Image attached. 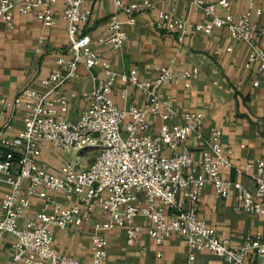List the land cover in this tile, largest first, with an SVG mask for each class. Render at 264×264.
I'll list each match as a JSON object with an SVG mask.
<instances>
[{
  "label": "built area",
  "instance_id": "built-area-1",
  "mask_svg": "<svg viewBox=\"0 0 264 264\" xmlns=\"http://www.w3.org/2000/svg\"><path fill=\"white\" fill-rule=\"evenodd\" d=\"M62 1L67 43L49 73L48 89L39 91L26 86L6 102L21 120V127L13 136L4 134L6 119L0 115V177L9 185L0 198V238L7 233L13 235V262L82 264L58 250L50 228L65 230L85 223L92 225L90 264H104L108 246L105 232L122 228L127 244H132L141 231L136 221L141 218L148 235L158 244L178 235L190 248L222 257L228 264H257L254 257L264 258V239L259 234L247 236L231 247L227 236L218 235L197 214L203 189L211 185L219 198H226L234 189L243 211L264 216L263 160L234 167L228 158L230 151L223 147L221 130L210 128L205 137L202 114L177 111L162 90L179 77L189 79L197 68L176 74L171 65L159 66L151 80L139 79L136 69L119 73L91 46V38L85 31L91 11L83 7L84 0ZM111 1L114 11L104 37L98 42L119 50L127 39L119 13L130 15L128 22H131L134 15L154 9L155 3ZM233 1L188 0L203 13L204 21L188 22L172 10H159L155 27L176 32L180 37L189 32L210 35L223 28L229 40H241L249 46L244 67L256 63L258 72L264 75V46L256 45L257 39L264 38V21L258 23L252 18L253 12L256 16L261 14V8L255 5L256 0H249L248 9L237 16L217 13L218 8L228 11ZM57 2L0 0V19L12 29L16 13L33 14L44 27H51L56 23ZM80 65L87 69L99 67L105 78L84 93L86 106L79 118L71 121L66 117L68 97L63 85L77 75ZM116 79L140 90L144 102L127 109L116 105L110 97ZM184 85L189 87L188 82ZM152 120L160 121L157 133L151 132ZM190 138L199 144L197 155L186 147ZM44 147L66 155L88 148H96L98 153L90 164H84L78 157L75 161H60L54 172L39 164ZM222 167H234L239 173L253 169L250 177L254 191L239 181L222 178ZM178 192L191 203L189 209L179 208ZM54 193L61 194L65 201L55 200L51 195ZM32 198L44 200L45 211L37 212L25 226H20L18 221ZM166 209L172 210L169 218ZM96 210L104 220L92 219Z\"/></svg>",
  "mask_w": 264,
  "mask_h": 264
},
{
  "label": "crops",
  "instance_id": "crops-1",
  "mask_svg": "<svg viewBox=\"0 0 264 264\" xmlns=\"http://www.w3.org/2000/svg\"><path fill=\"white\" fill-rule=\"evenodd\" d=\"M151 1L155 3V8L134 15L131 22H128L130 15L119 13L127 39L121 49L114 50L98 42L104 37L109 16L114 11L112 1L84 0L83 7L91 11L85 31L91 38L93 49L119 73L136 69L141 80L153 79L155 68L159 66L171 65L176 74L197 68V73L189 79L179 77L177 82L165 84L162 87L165 96L179 112L197 111L202 114L205 137L210 128L221 130L223 147L230 151L228 158L234 167L259 159L264 162V75L258 72L256 63L250 68L244 67L249 51L247 43L229 40L223 28L215 29L210 35L189 32L181 37L176 32L157 29L155 18L159 10H172L177 17L188 22H201L206 18L188 0ZM248 4L249 0H234L228 11L218 8L217 13L237 16L248 9ZM255 5L261 8V14L256 16L253 12L252 18L260 23L264 21V0H256ZM62 9L63 1L58 0L55 6L56 23L51 27H44L33 14L16 13L12 29H8L0 19V115L6 119L3 124H6L4 134L7 136L17 133L21 120L13 115L6 102L26 86L39 91L48 89L49 73L67 43ZM256 45L264 46V38L257 39ZM104 78L99 67H78L77 75L63 85L68 97L67 119L76 121L79 118L86 106L84 93ZM186 82L189 87H185ZM110 97L124 109L145 100L140 90L120 79L112 85ZM159 127L160 121L152 120L151 132L157 133ZM198 146L193 138L186 143L187 149L195 155L198 154ZM69 156L55 148L44 147L39 164L55 172L60 161L71 160ZM76 157L84 164L92 162H88L82 152ZM234 167H222L221 177L239 181L253 192L255 185L250 177L253 169L239 173ZM8 190L9 185L0 177V198ZM51 195L55 200L65 201L61 194ZM177 203L182 210L191 207L181 192L177 194ZM40 211H45V201L32 198L18 221L19 225L25 226L28 219ZM171 211L165 210L167 218ZM197 214L218 235L227 236L231 247L239 245L247 236L259 234L264 239V216L243 211L234 189L226 198H219L211 185L205 186L197 204ZM92 219L101 221L105 217L96 210ZM136 221L141 231L132 244H127L122 228L105 232L108 246L104 264H228L222 257L190 248L178 235L165 238L158 244L148 235L144 220L138 218ZM50 229L54 244L61 253L82 264H90L91 224L84 223L65 230L54 226ZM13 242L14 237L9 233L0 238V264H18L12 260ZM253 261L264 264V258L254 257Z\"/></svg>",
  "mask_w": 264,
  "mask_h": 264
},
{
  "label": "rangeland",
  "instance_id": "rangeland-1",
  "mask_svg": "<svg viewBox=\"0 0 264 264\" xmlns=\"http://www.w3.org/2000/svg\"><path fill=\"white\" fill-rule=\"evenodd\" d=\"M124 134H125V132L122 131V135H124ZM97 151L98 150L96 148H88V149L82 150L81 152H82V155L84 157H86L87 159H89L88 162H90V161L93 160V158L95 157V155L98 153ZM76 156H77V153L76 154H71L69 157L71 158V160H74L75 161Z\"/></svg>",
  "mask_w": 264,
  "mask_h": 264
}]
</instances>
